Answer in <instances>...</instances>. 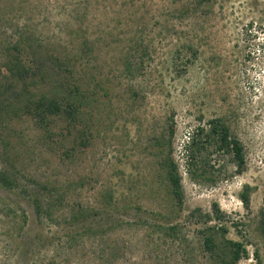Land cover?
I'll use <instances>...</instances> for the list:
<instances>
[{"label": "rangeland", "instance_id": "rangeland-1", "mask_svg": "<svg viewBox=\"0 0 264 264\" xmlns=\"http://www.w3.org/2000/svg\"><path fill=\"white\" fill-rule=\"evenodd\" d=\"M227 240L264 264V0H0V264H223Z\"/></svg>", "mask_w": 264, "mask_h": 264}, {"label": "trees", "instance_id": "trees-1", "mask_svg": "<svg viewBox=\"0 0 264 264\" xmlns=\"http://www.w3.org/2000/svg\"><path fill=\"white\" fill-rule=\"evenodd\" d=\"M19 67L20 66H17V68L15 69L22 73L25 72V70H29L25 68L23 70L22 67H20L21 69ZM49 107L55 109V111L60 110L59 106L56 105V103L53 101L49 103ZM214 124L216 126H214L212 131L218 135L219 140L221 141V147L225 149L228 153L233 155L236 165L239 171H241L244 167H246V153L242 142L237 136L231 133L229 127L224 126L223 124H220L217 121ZM199 135L200 133L198 135H193L191 141L187 145V153L190 156L192 155L193 148L199 144ZM169 179L175 195L180 201H182V183L181 178L178 174L177 167L175 165H173ZM2 183L4 185H12L9 181L8 176L2 178ZM248 188L249 186H247L245 193L242 194V200L246 205H249L250 202ZM216 211H219V209L216 208ZM226 243L230 248L231 259L229 263L224 261L223 264H236L242 258L243 254H245L246 250L243 245L239 242L227 240ZM204 244L206 250L211 253H214L217 250L218 244L214 234H206Z\"/></svg>", "mask_w": 264, "mask_h": 264}]
</instances>
